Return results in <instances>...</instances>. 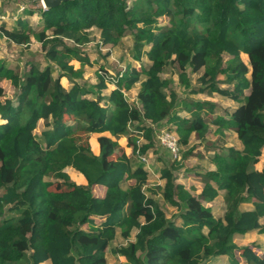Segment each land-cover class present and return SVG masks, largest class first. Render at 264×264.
Masks as SVG:
<instances>
[{
    "label": "trees",
    "instance_id": "1",
    "mask_svg": "<svg viewBox=\"0 0 264 264\" xmlns=\"http://www.w3.org/2000/svg\"><path fill=\"white\" fill-rule=\"evenodd\" d=\"M39 14L40 30L21 17L11 28L0 25V35L12 44L39 42L45 62L30 60L21 72L0 62V79L16 90L13 103L0 86V264H39L42 258L46 264H108V248L124 258L117 264H207L219 256L228 264H264L253 244L233 240L250 231L264 234V162L254 168L264 148V0H67L40 7ZM92 29L100 46H119L129 35L132 58L149 61L129 67L106 96L103 75L93 84L79 82L81 73L71 63L88 62L79 48L91 41ZM225 50L231 53L226 60ZM171 65L185 86L187 71L201 72L190 94L215 92L240 104L228 120L213 119L214 103L191 99L183 106L189 116H179L176 95L164 91L160 77ZM135 81L141 108L121 91ZM39 120L44 129L36 135ZM209 122L219 131L232 128L242 147L221 146L214 153L215 168L196 174L203 183L197 194L175 182L180 161L160 169L162 197L181 220L176 224L146 196L144 163L133 164L117 139L126 136L135 149L130 127L143 130L145 153L154 143L152 125L175 131L186 145L192 134L203 140ZM91 133L101 134L97 154L88 142ZM65 167L81 173L86 184L72 181ZM47 174L65 187L50 189ZM95 184L106 187L104 196L94 195ZM219 191L225 207L215 217L203 202ZM243 203L250 207L241 208Z\"/></svg>",
    "mask_w": 264,
    "mask_h": 264
},
{
    "label": "rangeland",
    "instance_id": "2",
    "mask_svg": "<svg viewBox=\"0 0 264 264\" xmlns=\"http://www.w3.org/2000/svg\"><path fill=\"white\" fill-rule=\"evenodd\" d=\"M20 7V8H19ZM42 7L40 0H0V11L4 15V18L0 19V25L2 23H5L6 27L11 28L14 26L16 19L18 17H22V19L26 20L28 24L35 30H40L41 24H40V14H39V8ZM23 8V9H22ZM31 9L32 14H26L24 13L25 10ZM161 24L165 23V20L161 19L159 20ZM92 40L90 43L81 46L79 49L81 51V55L87 57L88 62L84 61L81 62L77 59H71V62L75 65V69H78L81 73V77L77 79L79 82H86L88 84H93L97 81V74L103 75L104 73L111 74V75H120L121 77L125 72L129 70V67H137V62L132 58L130 52L131 48V38L129 35H126L119 46L116 47H103L99 45V41L97 40V37L95 36L98 31L96 29H92ZM95 33V34H94ZM69 45H71L70 41H67ZM231 56V53L228 50H225L223 54L224 60L228 59ZM242 58L246 61L248 68H250V65L248 63L247 58L244 55H241ZM33 57V58H31ZM35 61L39 62L40 66H43L45 64L43 59V53L41 50V46L38 42H36L33 38L27 45H15L9 42L6 38L0 35V62H5L6 65H8L9 68H12L16 71H22L26 69L28 61ZM144 63L145 60H143ZM104 68L102 70L101 68ZM180 70L177 69L174 65L168 66L165 68V70L160 74V77L163 81H165V88L164 91L167 93L170 90L174 91L176 94V100L182 101L180 103V107L175 111L179 113V116L186 117L189 116V112L183 108L184 104H188V101L193 99L189 98L190 93L188 90L198 85L197 77L201 72L196 73H189L186 72V80L188 81V86H185L183 83H181L180 80ZM247 76H250V70L247 73ZM104 82L106 83L105 88H110L109 85L110 82L105 78L104 74ZM218 79H222V76H219ZM65 81V80H63ZM65 83V82H64ZM65 85V84H64ZM220 87L227 86V84L218 83ZM0 86L3 89V98H8L15 103V94L16 90L15 87L12 85L10 80L6 78L0 79ZM139 86V82L135 81L131 84L130 88L125 91L126 98L128 101L131 102L130 98L135 95L137 92ZM102 89V93H106V89ZM124 89V88H123ZM247 93V92H246ZM195 99L199 100H206L210 101L214 104H216V107L214 109V112L212 114L213 117H221V116H228L231 111V108L235 105L230 99L223 97L219 95L218 93H211L206 95H195L193 96ZM133 98V97H132ZM134 101V100H133ZM183 108V110L181 109ZM210 131L208 133V138H204L205 143H211L212 145L219 144L215 147L214 150L210 149L211 147H201L203 140L198 139L194 134L191 135L188 139V142L186 145L181 144V158L178 160L180 161L181 165H187L192 168H194L193 171H202L203 168L208 166L209 163L214 164L213 157L214 153H217L222 145V143L226 142L228 146L233 147H241V141L237 138L236 134H234L231 130H228L226 135L223 137L217 136L215 134V126H210ZM44 129L43 122L41 120L38 121L37 127L35 129V134L39 135L40 131ZM154 138V137H153ZM88 142L92 146L96 144L95 136H91V134L88 136ZM154 145L157 147V151L159 154V159L155 158L154 155H149L147 157V165H150L153 174H149V182L150 183H157L159 174L156 172L157 168H159L161 165L169 166V157L166 156V154L163 152L164 150L161 149L156 141L154 139L153 141ZM200 145V146H199ZM220 146V147H219ZM201 147V149H200ZM213 147V146H212ZM218 148V149H217ZM130 152L131 159L133 161V164L136 162V158L131 155V148H128ZM127 149V150H128ZM213 151L212 153H208L207 151ZM188 152L187 155H184L185 152ZM163 157V158H161ZM167 159V160H166ZM264 162V148L262 149V154L259 157V161L254 164V168L260 169L263 166ZM172 163V162H171ZM215 166V165H214ZM205 167V168H206ZM67 167L64 168V170ZM190 169V168H189ZM69 178L75 182L74 178L69 176ZM200 178V177H199ZM201 181V178L199 179ZM45 181L50 183V189L55 190L59 188H64L62 179H60L56 174H47L45 175ZM202 182V181H201ZM196 186H190L185 187L187 191L191 194H196L197 185ZM200 186H203V184H200ZM152 187V186H151ZM152 189L153 194L155 195L152 198L156 201L158 207L164 212L166 217H171L174 219L175 223L178 224L181 222V220L177 217H173L174 213L176 212L175 207L171 206L170 204L166 203L165 200L162 197V188L161 186L154 185ZM149 191L150 188L148 189ZM147 191V194L150 196L152 195ZM203 204L207 207H209L215 217H221L224 212V201H223V191L219 192L218 197H216L213 201L210 202H203ZM241 208H247L250 207V204L243 203L240 205ZM97 221H99L97 219ZM261 223H264V217L260 219ZM233 240L237 245H246V244H253L255 251L261 255L264 256V234L258 233L257 231H250L245 234H235L233 236ZM121 239L118 237L114 241V245L119 244ZM109 251V250H108ZM107 262L108 264H117L119 262V258L117 256L111 255L110 252L107 254ZM236 255L239 257L238 252H236ZM240 259V257H239ZM241 260V259H240ZM45 261V258H42L38 260L37 262L41 264ZM122 261V260H121ZM207 264H228L226 256H219L217 258L212 259Z\"/></svg>",
    "mask_w": 264,
    "mask_h": 264
},
{
    "label": "crops",
    "instance_id": "3",
    "mask_svg": "<svg viewBox=\"0 0 264 264\" xmlns=\"http://www.w3.org/2000/svg\"><path fill=\"white\" fill-rule=\"evenodd\" d=\"M20 8V7H19ZM23 9V8H22ZM0 14H1V16L4 18V15L2 14V12L0 11ZM22 18V17H21ZM2 19V18H1ZM95 34V33H94ZM96 37H97V40L99 41V36H98V33H96V35H95ZM5 38V37H4ZM32 40V39H31ZM91 40H92V37H91ZM37 42V41H36ZM91 42V41H90ZM90 42H88V43H90ZM39 43V42H38ZM88 43H86V44H88ZM85 44V45H86ZM106 46H109V47H112V46H110V45H105V46H103V47H106ZM31 58H33V57H31ZM143 60H145V62L146 63H144L143 62ZM136 61V60H135ZM137 62V67H135V66H133V67H135L136 69H139V67H140V65L142 64V65H148L149 64V61H148V59L145 57V56H143L139 61H136ZM72 63V62H71ZM73 64V63H72ZM73 66H74V68H75V65L73 64ZM26 69H28V64H27V66H26ZM221 76V75H220ZM219 77V76H218ZM63 80H65V81H63ZM65 82V83H64ZM61 83H62V85L63 86H65L66 88H68L69 86H70V83L68 82V80L66 79V78H64V77H62L61 78ZM65 84V85H64ZM110 86V88H105L106 89V93L104 94V93H102L103 95H108V93L110 92V90H112L113 88H114V86H112V85H109ZM225 87V86H224ZM124 90L125 91H127L128 89H125L124 88ZM137 93V92H136ZM136 93H135V95L134 96H132L131 98H130V100H131V102H135L136 104H138L137 103V101H136ZM215 93V92H214ZM246 93V92H245ZM216 94V93H215ZM247 94V93H246ZM176 95V94H175ZM197 96V95H206V93H197V94H190L189 96V98H193L194 100H195V97H193V96ZM224 97V96H223ZM175 98H176V96H175ZM227 98V97H226ZM229 99V98H228ZM134 100V101H133ZM231 100V99H230ZM233 103H235V105L231 108V111H229V113H231L240 103L239 102H235V101H233V100H231ZM180 103L182 102V101H179ZM180 103L178 104V101L176 100V102H175V108L174 109H178V107H180ZM215 105V107H216V104H214ZM139 106V105H138ZM140 107V106H139ZM215 107H214V109H215ZM141 108V107H140ZM184 108V107H183ZM183 108L181 107V109L183 110ZM214 109H213V112H214ZM213 112L210 114L211 116H212V114H213ZM176 113L179 115V113L176 111ZM187 117V116H186ZM224 120H228L229 119V117H230V114L228 115V116H221ZM212 118L214 119V118H216V117H213L212 116ZM42 121V120H41ZM0 122H1V120H0ZM209 125L211 126H215V129H214V131H215V134L217 135V136H219V138L220 137H223V136H225L226 135V133H227V131L228 130H231L234 134H236L235 132H234V130L232 129V128H229V127H225V128H223L221 131H219L218 130V126L216 125V124H214V123H212V122H209ZM150 126H151V124H150ZM153 129H154V132H153V139H156V141H157V138H156V133H155V126H151ZM135 131H140V130H138V129H133L132 128V126L130 127V130H129V134L130 135H133V136H137V133L135 132ZM209 131H210V127H209V130H208V132L205 134V137L206 138H208L207 136H208V133H209ZM103 135H106V136H110V134L108 133V132H104V133H102ZM95 136V141H96V144L95 145H93L92 146V144H91V150L93 151V153H95V154H97L98 153V143H97V137L99 136V135H101L100 133H91V136ZM193 135V134H192ZM237 136V135H236ZM204 137V138H205ZM112 139H114V138H112ZM117 143H118V145H119V147H121V149H123L124 150V152L128 155V156H130V152H129V149L128 148H131V146H127V137L126 136H121L119 139H117ZM145 143H147V140H146V138H145V136L143 135V140H142V144H145ZM157 143H158V141H157ZM158 145H159V143H158ZM219 144H214V145H212L211 143H205L204 142V139H203V142H202V145H201V147L203 148V147H206V149H207V147L209 148V147H211L210 149H212V150H214L215 149V147L216 146H218ZM200 146V145H199ZM213 146V147H212ZM221 146H228L227 144H226V142H224V143H222V145ZM159 147L161 148V149H163L164 151V153L166 154V156L167 157H169V159H170V161H169V163L171 164V162L173 161L172 159H171V156H170V154L168 153V151L164 148V147H162V146H160L159 145ZM201 147H200V149H201ZM220 147V146H219ZM241 147H242V145H241ZM241 147H235V148H237V149H240ZM128 149V150H127ZM218 149V148H217ZM130 151H131V149H130ZM208 153H212L213 151H211V150H209V151H207ZM145 156H149V155H154L155 156V158H157V159H159L160 157H159V154H158V151H157V147L154 145V144H152L151 146H149L147 149H146V151H145ZM132 155V154H131ZM131 157V156H130ZM161 158H163V157H161ZM167 160V159H166ZM169 164V165H170ZM144 166H145V169H147V171H148V180H147V184L145 185V194H146V196H148V197H150V198H152V196L154 197L155 195L153 194V191H152V189H154L153 187H154V185H156L157 184V186H161V188L163 189V185H164V181L160 178V169L161 168H163V167H167L166 165H164V166H160L159 168H157V170H156V172L159 174V177H158V181H157V183H150L149 182V174L151 173V174H153V171H152V169H151V167H150V165H146V164H144ZM206 167V166H205ZM203 168L204 170H202L201 172L200 171H193L194 170V168H192V167H190V166H187V165H183L182 164V166L178 169V170H176V171H174L173 173H174V177H175V182L176 183H180V184H182V185H184L185 187H190V186H196L195 184L196 183H198L199 185H197V190H196V194L197 193H199L200 192V190H201V188H202V186H200V184H203L199 179V176H196V174L197 173H203L204 171H206V170H212V169H214L215 168V166H214V164H212V163H209L208 164V166L206 167V168ZM190 168V169H189ZM261 169V168H260ZM260 169H258V170H260ZM67 174H68V176H71L72 178H74V180H75V183L76 184H82V185H84V184H86V181H85V179H84V177H83V175L81 174V173H79V172H77V171H75L74 169H72L71 167H67L65 170H64ZM152 186V187H151ZM150 188V190L152 191V195H148L147 194V191H149L148 189ZM105 190H106V187L104 186V185H101V184H95V185H93V187H92V191H93V193H94V195L95 196H97V197H102V196H104V194H105ZM151 191H149V193L151 194ZM220 192V191H219ZM218 197V196H217ZM155 201V200H154ZM213 201V200H212ZM156 202V201H155ZM157 204V203H156ZM158 206V205H157ZM247 208H249V207H247ZM261 218H263V217H261ZM260 218V219H261ZM97 220V219H96ZM99 220V219H98ZM179 224V223H178ZM135 230L131 233V237H130V239L132 240L133 238H134V234H135ZM115 241V240H114ZM114 241L112 242V245H114ZM109 250V248L106 250V258H107V254L110 252V250ZM110 254L111 255H113L111 252H110ZM114 256H117L118 258H119V262H122V261H124V258L122 257V256H119V255H114ZM122 260V261H121ZM48 262V258H45V261L44 262H42L41 264H46Z\"/></svg>",
    "mask_w": 264,
    "mask_h": 264
},
{
    "label": "built area",
    "instance_id": "4",
    "mask_svg": "<svg viewBox=\"0 0 264 264\" xmlns=\"http://www.w3.org/2000/svg\"><path fill=\"white\" fill-rule=\"evenodd\" d=\"M3 18L0 14V19ZM105 74V78L110 82L114 88L117 85V81L120 75H111V74ZM103 74V76H104ZM121 91L123 92L124 96L126 97L125 90L121 88ZM127 99V98H126ZM128 101V100H127ZM130 104L135 105L136 107L140 108L138 104L135 102H130ZM137 133L136 136V141H135V149L132 148L131 146V154L137 159L143 162L144 164L147 165V157L145 156L144 153H141L140 148L142 145V140H143V130L140 131H135ZM156 133V138L160 146L164 147L168 153L171 156V159L173 161L179 160L181 158V144L179 143V138L178 135L176 134L175 131L169 130L168 128H160V129H155Z\"/></svg>",
    "mask_w": 264,
    "mask_h": 264
},
{
    "label": "water",
    "instance_id": "5",
    "mask_svg": "<svg viewBox=\"0 0 264 264\" xmlns=\"http://www.w3.org/2000/svg\"><path fill=\"white\" fill-rule=\"evenodd\" d=\"M67 0H40L42 8H49L57 6L60 2Z\"/></svg>",
    "mask_w": 264,
    "mask_h": 264
}]
</instances>
